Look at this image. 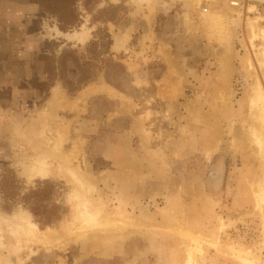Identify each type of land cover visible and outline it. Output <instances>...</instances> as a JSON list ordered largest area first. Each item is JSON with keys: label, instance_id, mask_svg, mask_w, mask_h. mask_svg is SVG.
Wrapping results in <instances>:
<instances>
[{"label": "rangeland", "instance_id": "rangeland-1", "mask_svg": "<svg viewBox=\"0 0 264 264\" xmlns=\"http://www.w3.org/2000/svg\"><path fill=\"white\" fill-rule=\"evenodd\" d=\"M225 1L0 0V214L28 213L56 238L77 230L87 197L117 224L59 245L17 241L2 222L0 264H184L181 231L211 239L195 264H241L237 251L264 264V67L249 66L246 20L264 2L230 4L229 46L205 19ZM53 149L87 173L88 193L62 173L29 177L38 158L59 165ZM39 198L51 225L30 212Z\"/></svg>", "mask_w": 264, "mask_h": 264}, {"label": "bare ground", "instance_id": "bare-ground-1", "mask_svg": "<svg viewBox=\"0 0 264 264\" xmlns=\"http://www.w3.org/2000/svg\"><path fill=\"white\" fill-rule=\"evenodd\" d=\"M237 1L226 0L223 3V6L221 7L223 10H220L219 12H210L209 14H206V18H205L208 24L212 23L218 26L217 29L220 32L221 39L227 45L229 44V38L231 36L232 30H231L230 24H228L226 20V11L238 12V10L235 9V7L230 6V4L238 6L239 3ZM254 9H255V6L253 4H248L245 7V10L247 12L249 11L250 13L253 12ZM246 20L251 23L250 29H252V32H251L252 36L250 38V43H251V48L253 49H252V59L251 61H249V66L252 67L254 65L257 68H262L264 67V48H255L254 41L256 37L258 36H260L261 39L264 40V26H262L261 28H258L254 23L259 22V21L264 22V16L247 15ZM73 36L77 38L79 41H81L84 39L85 34L83 32H75ZM254 96H255L254 103L257 107H259L260 115H259V129L254 130L253 138L256 143V146L259 147L258 150H260L261 152H264V104H262V102H264V89L260 87V84H258V87H256ZM33 135L37 136L35 134ZM42 135L43 133L40 134V136ZM52 147H58V146L57 144H55ZM53 156H55L56 159H58V163L60 166H62L61 163H64L66 165V167L64 165V167L66 168L65 170H63L59 165L55 169H51L48 162L46 161V158H38L34 161H31L27 167V174H29V177L39 176V177L44 178L50 174L57 175L59 173H62L70 181H72L75 185L82 188L85 191L84 193H88L92 187V184L90 181V177H88L87 173L78 169L77 167L69 166L68 165V155H64L58 152V150L56 149H53ZM85 198H86V200H84L85 203L82 205L80 209L79 215L81 217L80 218L81 220H80V225L77 228V230L60 235L56 238H52L50 235H48L44 231H41L37 227V225L31 221L30 219L31 217L28 213L26 214L17 213L13 215L0 214V224L4 222L8 226L11 236L13 235L17 241L21 240L24 242H28V244H31V243L32 244H38V243L50 244V243L55 242L57 244L59 243V245L61 243L63 244V242H66L68 240H76L78 238L85 237L89 232H92L96 229L98 230L103 229V227H106L107 225L111 226L114 224L106 220L107 216H105L104 212L102 211L100 207L94 205L93 202H91V200L87 199V197ZM255 200H256L257 207L260 208L262 205H264V188H262L261 185H259L257 192H255ZM119 225L121 226V224ZM114 226H117V224H114ZM122 228H123V225H122ZM222 228H223V225L221 229ZM181 233H184L185 235H187L193 243L191 246L188 245L186 249L187 256H186L184 264H195L194 263V252L195 251L202 252V250L199 248L200 247L199 245L201 243H205L209 245L211 243L210 242L211 240L208 237H204L202 235H194V234L187 233L184 231H181ZM234 257H236L241 264H260L258 259L251 256L250 251L234 252Z\"/></svg>", "mask_w": 264, "mask_h": 264}, {"label": "trees", "instance_id": "trees-1", "mask_svg": "<svg viewBox=\"0 0 264 264\" xmlns=\"http://www.w3.org/2000/svg\"><path fill=\"white\" fill-rule=\"evenodd\" d=\"M262 2H264V0H262ZM71 5H73V4H71ZM46 10L49 11V9H46ZM72 15H74V13ZM60 22H61V24H72L73 21H69V19L67 17H65L64 19H61V17H60ZM103 34H104L103 38H106V40H107V45L108 44L110 45V42H111L110 35L106 32H103ZM95 44H96V42L93 41L91 45H95ZM84 72L85 73H84V76H82V80L84 82L89 81V79H91V77L88 74V70H84ZM72 91H74V89ZM42 200H43L42 198H39L38 202H35L33 205H31L29 207V209H30V212L32 213V215L35 217L37 223H39L41 226H48V225H51L53 223L52 215L38 213V211H37V208L41 206Z\"/></svg>", "mask_w": 264, "mask_h": 264}, {"label": "crops", "instance_id": "crops-1", "mask_svg": "<svg viewBox=\"0 0 264 264\" xmlns=\"http://www.w3.org/2000/svg\"><path fill=\"white\" fill-rule=\"evenodd\" d=\"M211 240V239H210Z\"/></svg>", "mask_w": 264, "mask_h": 264}]
</instances>
